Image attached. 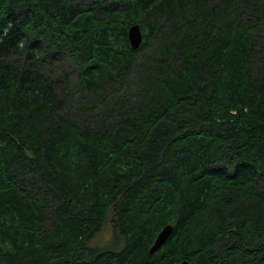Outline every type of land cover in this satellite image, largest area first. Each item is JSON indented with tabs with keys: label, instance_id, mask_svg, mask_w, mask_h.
I'll list each match as a JSON object with an SVG mask.
<instances>
[{
	"label": "trees",
	"instance_id": "16d2710c",
	"mask_svg": "<svg viewBox=\"0 0 264 264\" xmlns=\"http://www.w3.org/2000/svg\"><path fill=\"white\" fill-rule=\"evenodd\" d=\"M184 259L264 264V0H0V264Z\"/></svg>",
	"mask_w": 264,
	"mask_h": 264
},
{
	"label": "water",
	"instance_id": "95a60500",
	"mask_svg": "<svg viewBox=\"0 0 264 264\" xmlns=\"http://www.w3.org/2000/svg\"><path fill=\"white\" fill-rule=\"evenodd\" d=\"M128 39L133 49H138L144 40L143 30L138 23L132 24L128 29ZM174 231V226L172 224L166 225L157 235L154 243L150 248V254H154L159 251L167 240L171 237ZM173 264H194L190 260L184 259L182 261Z\"/></svg>",
	"mask_w": 264,
	"mask_h": 264
},
{
	"label": "rangeland",
	"instance_id": "374dc122",
	"mask_svg": "<svg viewBox=\"0 0 264 264\" xmlns=\"http://www.w3.org/2000/svg\"><path fill=\"white\" fill-rule=\"evenodd\" d=\"M263 29V27H262ZM262 35V33H261ZM138 62L142 64V61L138 59ZM65 68L69 71L72 72V76L76 77L77 74L74 71L77 67V65L72 61L64 62ZM74 98L72 97L70 100H73ZM86 101V100H85ZM84 100H80L81 104L84 105L85 102ZM96 112V114H98ZM27 179H30L29 175H26ZM118 237L115 235V229H114V222L112 219H109L106 223V225L103 227L101 231H99L93 238V245L95 246H100V248H104L105 246H111L114 245L117 241Z\"/></svg>",
	"mask_w": 264,
	"mask_h": 264
},
{
	"label": "bare ground",
	"instance_id": "6f19581e",
	"mask_svg": "<svg viewBox=\"0 0 264 264\" xmlns=\"http://www.w3.org/2000/svg\"><path fill=\"white\" fill-rule=\"evenodd\" d=\"M143 37H144V34H143ZM144 41V40H143Z\"/></svg>",
	"mask_w": 264,
	"mask_h": 264
}]
</instances>
